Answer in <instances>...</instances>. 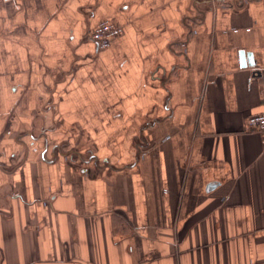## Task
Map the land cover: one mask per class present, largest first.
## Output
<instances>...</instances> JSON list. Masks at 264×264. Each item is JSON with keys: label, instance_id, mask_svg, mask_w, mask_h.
Masks as SVG:
<instances>
[{"label": "crops", "instance_id": "1", "mask_svg": "<svg viewBox=\"0 0 264 264\" xmlns=\"http://www.w3.org/2000/svg\"><path fill=\"white\" fill-rule=\"evenodd\" d=\"M261 112L264 0H0V264H264Z\"/></svg>", "mask_w": 264, "mask_h": 264}, {"label": "built area", "instance_id": "2", "mask_svg": "<svg viewBox=\"0 0 264 264\" xmlns=\"http://www.w3.org/2000/svg\"><path fill=\"white\" fill-rule=\"evenodd\" d=\"M123 32L122 25L110 20L100 21L87 35V39L93 41L97 47H108L113 39ZM247 127L255 129L264 139V112L256 113L248 117Z\"/></svg>", "mask_w": 264, "mask_h": 264}]
</instances>
